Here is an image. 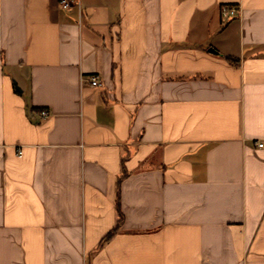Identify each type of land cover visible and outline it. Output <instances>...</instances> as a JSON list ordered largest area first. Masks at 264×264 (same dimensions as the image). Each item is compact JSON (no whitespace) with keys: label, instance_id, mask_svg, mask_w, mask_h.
<instances>
[{"label":"crops","instance_id":"crops-1","mask_svg":"<svg viewBox=\"0 0 264 264\" xmlns=\"http://www.w3.org/2000/svg\"><path fill=\"white\" fill-rule=\"evenodd\" d=\"M260 143L264 0H0V264H264Z\"/></svg>","mask_w":264,"mask_h":264},{"label":"trees","instance_id":"trees-1","mask_svg":"<svg viewBox=\"0 0 264 264\" xmlns=\"http://www.w3.org/2000/svg\"><path fill=\"white\" fill-rule=\"evenodd\" d=\"M125 174H123V176L119 179L118 181V198H117V212H118V222L117 225L114 229H112L101 241L99 249L103 248L107 243H109L116 235L117 233L120 231L123 220H124V216L121 210V201H120V188H121V184L123 182V180L127 177V173L124 172Z\"/></svg>","mask_w":264,"mask_h":264},{"label":"built area","instance_id":"built-area-1","mask_svg":"<svg viewBox=\"0 0 264 264\" xmlns=\"http://www.w3.org/2000/svg\"><path fill=\"white\" fill-rule=\"evenodd\" d=\"M77 3V0H60V6L62 8H65V9H71L73 8ZM224 14L228 13L230 14V16L232 17H236L239 15V10L236 9V8H225L224 11H223ZM91 83L94 87H97V86H100V82H99V79L98 77H93L91 79ZM43 116L47 117V113L44 112L43 113ZM264 144L260 143L259 144V147H263ZM19 155L21 156L22 155V152L20 151L19 152Z\"/></svg>","mask_w":264,"mask_h":264},{"label":"water","instance_id":"water-1","mask_svg":"<svg viewBox=\"0 0 264 264\" xmlns=\"http://www.w3.org/2000/svg\"><path fill=\"white\" fill-rule=\"evenodd\" d=\"M211 52H212V53H215V51H214V50H211Z\"/></svg>","mask_w":264,"mask_h":264}]
</instances>
